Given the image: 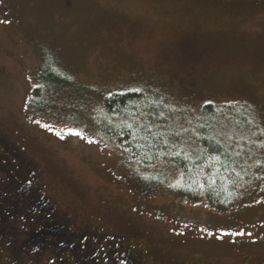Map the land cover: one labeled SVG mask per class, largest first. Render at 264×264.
<instances>
[{"label": "rangeland", "instance_id": "obj_1", "mask_svg": "<svg viewBox=\"0 0 264 264\" xmlns=\"http://www.w3.org/2000/svg\"><path fill=\"white\" fill-rule=\"evenodd\" d=\"M131 91L149 100L133 122L163 140L150 164L121 148L103 103ZM202 122L236 166L228 211L177 192L174 155ZM0 135V152L30 159L44 195L83 228L132 238L169 264L196 251L264 259V4L0 0Z\"/></svg>", "mask_w": 264, "mask_h": 264}, {"label": "flooded vegetation", "instance_id": "obj_2", "mask_svg": "<svg viewBox=\"0 0 264 264\" xmlns=\"http://www.w3.org/2000/svg\"><path fill=\"white\" fill-rule=\"evenodd\" d=\"M210 2L264 4V0ZM1 139L0 135V147L5 142ZM6 150L0 152L5 153L0 154V174L4 175L0 178V229L12 237L0 241V250L6 251L8 256L6 264H169L154 257L132 238L110 235L96 227L83 228L78 223V214L62 213L51 198L44 195L38 167L26 156L16 163L19 155ZM17 168L19 172L14 171ZM12 209L16 212L12 213ZM16 221L21 222L20 227L32 228L31 232H26L27 236L31 235L30 239H22L24 233L16 232ZM49 231L57 238L56 242L45 238L46 235L51 237ZM207 256L203 251H196L179 264H264V259L251 251L228 257Z\"/></svg>", "mask_w": 264, "mask_h": 264}, {"label": "trees", "instance_id": "obj_3", "mask_svg": "<svg viewBox=\"0 0 264 264\" xmlns=\"http://www.w3.org/2000/svg\"><path fill=\"white\" fill-rule=\"evenodd\" d=\"M148 102L136 91L112 93L103 99L105 109L120 120L113 137L132 159L143 164L156 161L163 145L159 134L147 126H137L132 120L135 106ZM203 113H211L210 105L204 106ZM174 156L180 172L178 195L191 202L205 201L221 212L232 208L239 187L236 166L231 151L213 134L207 122L200 124L189 151ZM6 237L12 238L0 229V241Z\"/></svg>", "mask_w": 264, "mask_h": 264}, {"label": "snow or ice", "instance_id": "obj_4", "mask_svg": "<svg viewBox=\"0 0 264 264\" xmlns=\"http://www.w3.org/2000/svg\"><path fill=\"white\" fill-rule=\"evenodd\" d=\"M70 134H72V135H76V136H80V133H78V132H72V133H70Z\"/></svg>", "mask_w": 264, "mask_h": 264}]
</instances>
